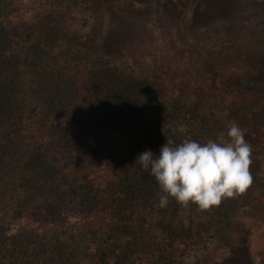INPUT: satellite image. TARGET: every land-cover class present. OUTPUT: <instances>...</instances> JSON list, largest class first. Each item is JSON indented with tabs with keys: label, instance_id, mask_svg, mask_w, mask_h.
<instances>
[{
	"label": "trees",
	"instance_id": "16d2710c",
	"mask_svg": "<svg viewBox=\"0 0 264 264\" xmlns=\"http://www.w3.org/2000/svg\"><path fill=\"white\" fill-rule=\"evenodd\" d=\"M195 1L196 43H181L172 35L164 64L151 73L133 63L132 68L119 64L117 53L81 36L76 25L66 21L72 8L83 13L76 3L49 0L10 31L16 0H0V43L6 50L0 54V115L8 116L12 129L0 149V264H102L110 250L116 254L111 233L117 218L126 214V202L142 196L144 202L159 204V187L134 163L136 158L146 149L158 153L169 138L179 143L190 137L173 133L179 124L161 112L160 96L176 112L196 110L203 119L197 139L226 132L232 122L239 125L227 108L264 106L253 87L226 94L221 103L201 99L211 70L223 85L264 81V19L251 23L240 0H223L228 7L216 14L213 10L220 7L212 9L209 0ZM27 29L23 45L13 50L21 38L18 31ZM220 31H228L226 40L208 48L197 44ZM51 141L78 150L80 156L71 164L72 154L66 153L59 165L43 153ZM42 202H56L62 214L70 213L73 221L63 238L62 233L9 230L16 217L41 212ZM170 206L175 211L180 205L170 198L163 211L173 214ZM223 206H214L220 225L231 217ZM184 209L182 220L200 212L196 205ZM219 231L226 233L224 226L214 233ZM175 239L169 233L165 249L172 251ZM239 240L231 246L240 245ZM166 260L159 257L162 264Z\"/></svg>",
	"mask_w": 264,
	"mask_h": 264
},
{
	"label": "rangeland",
	"instance_id": "374dc122",
	"mask_svg": "<svg viewBox=\"0 0 264 264\" xmlns=\"http://www.w3.org/2000/svg\"><path fill=\"white\" fill-rule=\"evenodd\" d=\"M48 1L16 0L17 11L7 29L14 30V25L33 17L35 12L40 11V4ZM57 2L68 6L76 3L80 6L83 13L72 8L66 21L73 22L80 30L81 36L88 35L92 41L94 40L97 48L103 47L117 53L118 56L114 59L129 68L136 64L143 71L152 73L155 67L164 64L166 46L172 35L181 43H196L197 33L194 32V25L197 21L198 5L195 0H177L178 5L168 0H57ZM209 3L212 9L220 7V10H213L215 14L228 7L223 0H209ZM239 3L246 4V10L251 15V23H260L264 19V0H240ZM27 33L28 29L25 32L18 31L17 34L21 38L15 42L13 50L23 45ZM228 34V31H220V34L211 32L212 40L200 41L197 44L208 48L218 39L226 40ZM5 51L4 45L0 43V54ZM208 77L211 82L203 89L202 100L221 103L226 94L249 87H253L254 91L264 98V81L260 82V79L256 82L242 81L223 85L219 82L220 78L215 80L217 73L214 70H211ZM158 100L161 112L173 116L176 124L186 125L187 133L193 140L201 143L207 139L217 140L219 134L225 132L220 131L208 134L206 138L197 139L199 137L197 132L203 125V119L198 118L196 110L186 107L181 109V112L180 110L176 112L170 108L167 98L163 99L160 96ZM227 111L244 129L245 139L252 147L250 165L252 184L244 194L223 200V209H227L231 216L227 223L220 225L214 207L210 210H200L196 216L182 220L186 212L183 206H178L175 211L173 206L168 207V210L174 211L173 214H168V211L164 212V208L158 206L159 204L144 202L141 196L140 199L129 202V205L126 202L124 211L126 214L122 215V218H117V225L113 227L111 233L116 254L113 255L110 250L102 264H162L159 262L161 256L167 258L163 264H264V106L245 105L233 110L227 108ZM8 119L7 115H0V149L6 144L12 132ZM45 146L43 153L47 152L52 161H58L59 165L67 159L66 153L72 154V158L69 159L71 164L75 157L80 156L78 150L67 148L70 150L67 151L58 141H51ZM60 150L63 152H59ZM251 187L253 192H250ZM41 204V212L35 215L33 212L11 220L9 230L14 232L25 229L43 236L62 233L63 238L67 234L65 229H68V225L73 221L68 216L70 213L62 214L56 202ZM223 226L226 233L220 234V231L214 233V230H220ZM169 233L176 236L172 251L164 247L165 238ZM230 235L235 238L230 239ZM237 237L240 239V245L231 246Z\"/></svg>",
	"mask_w": 264,
	"mask_h": 264
},
{
	"label": "clouds",
	"instance_id": "9594fccd",
	"mask_svg": "<svg viewBox=\"0 0 264 264\" xmlns=\"http://www.w3.org/2000/svg\"><path fill=\"white\" fill-rule=\"evenodd\" d=\"M172 131L183 135L188 128L179 124ZM251 155L244 129L232 122L217 140L201 143L185 136L177 143L169 138L158 153L146 149L134 163L154 177L159 207L172 198L183 207L196 205L203 211L246 192L252 184Z\"/></svg>",
	"mask_w": 264,
	"mask_h": 264
}]
</instances>
